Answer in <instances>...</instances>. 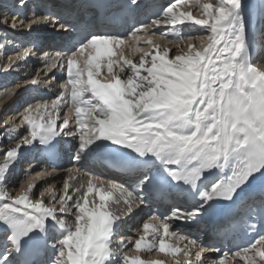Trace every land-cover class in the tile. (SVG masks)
<instances>
[{"label": "snow or ice", "instance_id": "snow-or-ice-1", "mask_svg": "<svg viewBox=\"0 0 264 264\" xmlns=\"http://www.w3.org/2000/svg\"><path fill=\"white\" fill-rule=\"evenodd\" d=\"M177 2L172 0L162 6L149 24L140 27L176 25L186 18L191 20V14L174 11ZM132 3L139 6L138 0ZM202 16L194 21L210 32L201 38L202 42L207 41L202 50L189 44L187 53H178L171 59L169 50L157 51L150 59V53L145 52L138 63L125 59L121 52L123 63L108 60L106 82L96 78L100 76L101 61L112 57L113 48H119L124 38L108 33L89 34L74 52L67 53L66 77L71 88L63 85L65 91L59 95L65 103L70 97L75 130L67 113L58 124L59 112L50 113L47 104H38L37 108H44L40 122L31 116L24 117L30 138L25 136L0 152V185L7 181L24 146H32L34 142L46 146L55 138L66 136L78 138L72 157L77 167L71 171L88 175L87 188L84 191L81 185L70 194L72 185L66 181L63 195L55 197L57 208L55 204L48 207L42 198L32 199V183L19 196L0 187V248L3 249L0 264H161L150 259L130 260L122 241L119 243L121 254L117 255L114 235L120 228L119 217L106 209L107 202L119 195L125 198V203L148 204L170 194L169 182L181 192L184 189L195 192L202 183L207 185L197 195L200 203L195 207H173L166 216L151 217L155 226L151 222L143 224L145 235L135 242L134 248L140 250L142 241L151 235L147 251L152 252L158 245V251L164 253L170 247L165 237L169 236L173 222L199 218L214 201H233L254 179L264 176V70L255 67L251 60L245 5L242 0L204 3ZM4 22L8 23L7 17ZM20 24L29 32L38 24L49 25L57 31L73 27L61 23L53 13L27 23L21 20ZM11 26L16 27L15 15ZM138 30L134 29L132 35ZM147 43L151 44V39ZM86 50L89 55L84 80L83 70L75 69L77 56ZM30 51L24 50L16 59L23 60ZM61 55L57 52L56 58L63 65ZM51 67H56V63ZM142 70L146 74H141ZM31 83L36 84V80ZM59 104V99H53L51 107L56 109ZM97 142L127 149L141 160L152 158L162 171L160 181L154 184L149 172L142 171L134 182L135 187L109 183L111 194H103L95 188L96 175L79 166ZM211 170H218L214 178L205 175ZM94 191L99 192V204L89 200V194ZM258 211L264 219V197ZM52 228L57 230L58 238L50 237ZM177 239L187 241L184 249L173 253L183 252V264H207L203 253L221 251L202 244L196 237L179 235ZM225 261L264 264V235L250 247L223 253V258L214 264H225Z\"/></svg>", "mask_w": 264, "mask_h": 264}, {"label": "bare ground", "instance_id": "bare-ground-1", "mask_svg": "<svg viewBox=\"0 0 264 264\" xmlns=\"http://www.w3.org/2000/svg\"><path fill=\"white\" fill-rule=\"evenodd\" d=\"M217 1L220 2V0H205L206 3H209V2H211V3H215L216 2L217 3ZM258 1L262 2V0H242V3L245 5V16H246L248 29H249V33H250V39H251V49H250L251 60H252L253 65L255 67H257L260 70H264V43L263 42L262 43L261 42H257L255 40L256 33H255V30H254V26H253L254 20L256 19V15H257L256 14V12H257L256 8H257L258 4H260V9H264V2L258 3ZM198 3L199 2H197L195 0H178L176 6H178L180 8V10H185V12L190 11L192 19L189 20V22H191V26H188L187 29H185V28H180V30L177 29V33L173 34V38L172 39H169L168 38L169 36L167 37L165 35L164 38L162 39L163 40V43L161 44L162 47L158 48L157 45L154 46L155 49H154V51L150 52V55H149L148 59L151 58V55L156 54L157 51L162 52L164 50H169V59H170V55H172L174 53L173 54V57H174L177 54L176 52H174L177 47H174L173 50H172L171 46H168V45L171 44V45H179L180 46L181 43H183V42H186L187 44H192L193 45L195 43L197 44V42H199L201 40V38L203 36V32H204L202 30H203V27H205V26L196 25L194 23V21L196 19H198V18H196V17L194 18V16H193L194 12H197L199 9H201V7H198ZM143 12L144 13L148 12L149 15H153V12H151L150 9H146ZM141 15H142V18L145 17V15H143V13ZM153 17H151V19ZM29 21H31V20H29ZM146 24H149L148 20L147 21L143 20L142 23L140 24V26L146 25ZM192 25H194V26H192ZM159 29H160L159 27H158V29L157 28L156 29L155 28L152 29V27L151 28L140 27L139 34H137L135 36H132L129 39H124V43L121 44L119 48H116V47L113 48V53L114 54H113L112 57H110V58L109 57H104L102 59L100 76H98L96 78L98 80L100 79L102 82H106L105 81V77L107 76L106 65L108 63V60L111 59L114 62L115 61H120L121 63H123V61L120 58V53L121 52L124 53V58L125 59H129L131 57L132 58V62L138 63L139 59L141 58L139 55L142 56L149 49V48H146L145 46L143 47V46L139 45V42H143V44H145L147 42L148 37H151L152 35L153 36L154 35L155 36H159V34H158L159 33ZM252 36H254V37H252ZM137 37H140V39L137 40ZM151 41H152L151 44H153L154 42L157 43L156 40H151ZM9 42L8 41L1 42V46H2L1 50L7 49L9 47V45H10ZM202 43H203L204 47L207 46V41L206 42H202ZM140 46H141V48H140ZM164 46H166V47H164ZM181 46H183V45H181ZM25 48H27V47H25ZM137 49H141L142 51H137ZM24 50L22 49L21 51L23 52ZM255 50L257 51V54L254 55L252 53ZM19 55L20 54H18V53H16V55L13 54L8 59H5V60L3 59V57L0 58V72H2V74H6L8 71H10L11 70V68H10L11 67L10 66L11 63L12 62H15V63L18 62L19 60H17L16 57L19 56ZM88 55H89V52L86 50L83 55H78L77 56V68L75 69V71L83 70L84 75L86 74V72H87L86 58L88 57ZM52 62H53V60L48 62V63H46V67L44 68L46 71H51ZM40 70H41V68L38 69V72H40ZM14 71H16V69ZM116 71H118V68L116 67V64L114 63V72H116ZM121 75H123V74H121ZM53 77H54V73L50 74L48 76V79L53 78ZM6 78H8V77H6ZM6 78L0 79V84L1 85L7 82V81H5ZM83 78H84V76H83ZM85 79H87V76L85 77ZM25 80H29V76H26L24 81ZM24 81H23V79H12V80H10L9 84L2 86V88L0 89V124L3 123L0 126V152L5 150L6 148L12 147L13 143H18V142H14L13 141V136H15L17 133H20L19 137L25 136L27 134L25 129H22L19 132L20 126H17V124H16V122L18 121L19 118H16V113L15 112H13V111L11 112L9 110V105L11 104V101L17 102V103H15L17 106L15 104L14 105L16 107H18L19 110H22V109H24L26 107H31L32 111L29 113V111L27 110L25 115H24V117L25 116H31V118H33L36 122H40L41 116L44 114V108L43 107L37 108V105L39 104V101H41V100H50L52 102V100L55 99V96H51V97H46V98L34 97L31 100V99H29L31 97L30 94L29 95L24 94L23 95L24 97H22V96L21 97L13 96L14 95L13 94V89H15V93H16V91H17L16 89H18V87H17L18 85L17 84L23 83ZM70 88H71V85L69 86V89ZM26 100H28V101H26ZM40 105H44V104L41 103ZM15 106H13L12 110L14 109ZM57 111L58 112L60 111L59 110V106L56 109H53L51 107V105L48 107V112H50V113H55ZM67 114L70 117V125H71V122L75 121V118H73V117H75V115H74V110L72 109V107H71V109H68V113ZM24 117L20 121L19 125H22V123H24V122L27 123V121L24 119ZM59 122H60V120H59ZM6 123H9V124L6 125ZM11 126H13V127H11ZM71 127L73 128V130H75V125L72 124ZM4 129L7 130V131H4ZM6 132H8V133H6ZM29 136H30V129H29ZM19 137L15 136L14 140L19 138ZM31 155L32 154L28 153V155L25 157L26 159L23 162H27L32 157ZM0 162H2V160H0ZM35 173H36L35 175H28V177L26 175H24L23 180H25V181L21 184V189H19V191H18L17 188H13L12 185H9L10 187L9 186L7 187V186L0 185V187L6 188L7 190L11 189V191L9 192L11 195L19 196L21 194V191L23 189L27 188L28 183H32V184L35 185V184H38L39 181H43V178H40L41 177L40 170H35ZM73 175H71L70 177H72ZM20 178H22V176H20L18 178L19 181L22 180ZM61 179L62 178L59 177L58 179L55 180V183L58 184ZM54 184H52L53 186L47 187L48 188L47 192L49 193V196H51V197L57 195V193L59 195V192H57L58 191V187H56V189L54 190V186H55ZM75 184H77V186L78 185L79 186L83 185L82 182H77ZM94 185H95V188L98 187L97 189H99L102 193H103V191L106 190L104 184L99 186L98 184H95V182H94ZM86 188H87V185L83 187L84 191H86ZM45 189H46V187H45ZM49 189H51L52 191L49 192ZM47 192H45V193H47ZM43 195H44V192H43ZM94 195H95V197H99V192L95 191ZM182 230H183V227L172 225V227L169 229V233H170L169 236L165 237V243L169 244V246H170L169 249H168V252L170 253L171 256H165L164 257V255H161V253L157 252V249H153L152 252H148L147 251V246L152 241L151 240L152 239L151 235L146 236L145 240L142 241V247H143V245L146 246V252L145 253H143V251H141L139 253V251L141 249L140 250L135 249V250L130 251L131 250V245L126 247L125 252L127 253V251H128L127 255H128L130 260L131 259H135V258H140L142 260H149L150 259L152 261H160L161 264H177V261L181 260L180 264H183V261L185 259L183 253L182 252H178V253L173 254L176 249H184V247H185L183 245V243H181V241H177L176 240V234L179 231H182ZM161 231H162V229H161ZM173 233H175V235H173ZM143 235H145L144 231L142 232V236ZM193 253H194V251H193ZM210 254H211V256L209 258H207V261H208L207 264H214V262L217 260V257H215V255H212V251H210V253H208L207 255H210ZM117 255H118V253H117ZM152 255H154V256H152ZM202 258H204V256ZM225 264H228V262H225ZM241 264H247V262L246 261H241Z\"/></svg>", "mask_w": 264, "mask_h": 264}, {"label": "rangeland", "instance_id": "rangeland-1", "mask_svg": "<svg viewBox=\"0 0 264 264\" xmlns=\"http://www.w3.org/2000/svg\"><path fill=\"white\" fill-rule=\"evenodd\" d=\"M195 1H197V2H199L198 3V7H201V9H199L197 12H194L193 13V16H194V18L196 17V18H203V16H202V5L204 4V3H206L205 2V0H195ZM169 2H172V1H169ZM216 3V2H215ZM217 3H219V1H217ZM177 4V3H176ZM165 5H169L168 3L167 4H165ZM174 11L175 12H177V13H184V14H190V11H188V12H185V10H180V8L178 7V6H175V9H174ZM262 15L260 16V27H259V29H260V31H259V35L257 36L258 37V39H259V42L260 41H262L263 39H264V11L261 13ZM153 18H155V16L153 17ZM152 18V19H153ZM150 23V22H149ZM188 26H191V22H189V20L186 18L185 20H184V22L183 23H177L176 25H165V24H163V23H161L159 26H152V29H158V27L160 28L159 29V36H151V37H148V39H151V40H156L157 41V43L156 42H154L153 44H143V45H141V46H145L146 48H149L148 50L150 51L151 49H153V48H155L154 46H158V48L160 47H162V43H163V38H164V36L166 35L169 39H172L173 38V34L174 33H177V29L178 30H180V28H185V29H187V27ZM192 26H194V25H192ZM151 28V27H150ZM202 31H204L203 32V36L202 37H206V36H208V35H210V32L207 30V28L206 27H203V30ZM162 36V37H161ZM148 39H147V41H148ZM202 40H200L199 42H197V44L195 43V44H193L194 46H195V48L197 49V50H202V47H204V45H203V43L201 42ZM204 42H206V41H204ZM147 43V42H146ZM181 45H183V46H181ZM181 45L179 46V45H168V46H171V49L173 50V48L174 47H177L176 48V50L174 51V52H176L177 54L178 53H187L188 52V45L189 44H187L186 42H183V43H181ZM187 45V46H186ZM141 46H140V48H141ZM167 46V47H168ZM164 47H166V46H164ZM148 51V52H149ZM184 51V52H183ZM151 52V51H150ZM149 52V53H150ZM174 54V53H173ZM173 54L172 55H170V59L173 57ZM255 54H257V51L254 53V55ZM140 57H141V55H139ZM130 60H132V58L130 57L129 58ZM141 74H146V73H144L143 71H141ZM12 104H13V102H11ZM11 106V105H10ZM13 106H15V105H13ZM13 108V107H12ZM60 108V107H59ZM61 110V109H60ZM59 113H60V111H59ZM74 122V121H73ZM73 122H71V124H74ZM3 124V123H2ZM2 124H0V126L2 125ZM13 125V124H12ZM13 127V126H12ZM12 130V129H11ZM4 131H7V130H5L4 129ZM6 133H8V132H6ZM10 134V133H9ZM14 138H15V136H13V141H14ZM15 142V141H14ZM89 200L90 201H92V200H95V202L97 203V204H99L100 203V200L98 199V198H96L94 195H93V193H91V194H89ZM106 206H107V204H106ZM211 256V254L210 255H208V257L207 258H209ZM208 262V261H207Z\"/></svg>", "mask_w": 264, "mask_h": 264}]
</instances>
